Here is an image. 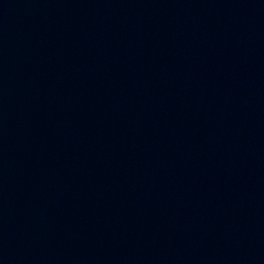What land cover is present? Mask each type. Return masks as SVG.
<instances>
[{"label": "water", "instance_id": "95a60500", "mask_svg": "<svg viewBox=\"0 0 264 264\" xmlns=\"http://www.w3.org/2000/svg\"><path fill=\"white\" fill-rule=\"evenodd\" d=\"M0 264H264V0H0Z\"/></svg>", "mask_w": 264, "mask_h": 264}]
</instances>
